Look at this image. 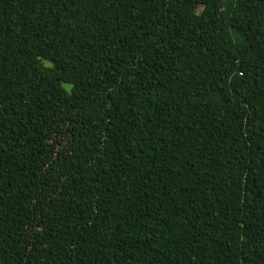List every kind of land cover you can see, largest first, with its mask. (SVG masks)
Instances as JSON below:
<instances>
[{
	"label": "trees",
	"instance_id": "16d2710c",
	"mask_svg": "<svg viewBox=\"0 0 264 264\" xmlns=\"http://www.w3.org/2000/svg\"><path fill=\"white\" fill-rule=\"evenodd\" d=\"M0 264H264V0H0Z\"/></svg>",
	"mask_w": 264,
	"mask_h": 264
}]
</instances>
